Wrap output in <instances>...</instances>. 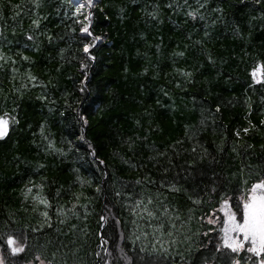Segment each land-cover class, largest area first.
<instances>
[{
  "label": "snow or ice",
  "instance_id": "6c2138e0",
  "mask_svg": "<svg viewBox=\"0 0 264 264\" xmlns=\"http://www.w3.org/2000/svg\"><path fill=\"white\" fill-rule=\"evenodd\" d=\"M137 12V22L148 30L140 32L141 41L156 56L137 74L148 77L137 82L144 90L137 103L154 105L143 108L150 118L149 134L161 131L159 125L152 128L154 115L165 120L181 106L198 111L201 118L197 124H181L183 136L175 140L145 144L147 137L122 136L120 146L131 155L111 148L108 157H119L137 172L124 180L100 156V149H109L112 142L111 127L104 144L88 143L83 153L80 147L90 128L125 118L113 113L123 97L112 90L100 65V49L117 45L109 41L111 31L97 34L96 29L111 25L114 18L123 25ZM166 22L170 31L182 33L183 42L170 36L165 44ZM257 31L264 37V0H66L55 11L48 0H0V146L11 145L3 154L4 164L20 169L12 178L20 187L12 191L19 192V211L29 217L15 220L14 228L5 222L0 247L24 253L30 233L54 229L67 243L57 239L52 250L37 248L32 259L19 264H107L101 249L111 253L104 235H99L93 260L86 259V249L96 199L111 192L112 207L118 203L127 212L120 223L141 264H264V170L254 175L248 164L231 175L223 167L215 170L217 154L250 157L257 146L246 137L264 141V38L257 43ZM153 33L157 42L149 44ZM229 39L217 51L215 45ZM112 55L110 49L109 60ZM136 58L152 60L147 50L137 49ZM54 62L59 66L53 68ZM65 65H78L80 75H64ZM122 70L130 72L127 63ZM159 80L163 82L154 88ZM238 86L240 95L235 94ZM224 92L232 93L231 98ZM238 104L243 113L226 120L223 110L231 112ZM97 114L100 119L93 126L90 117ZM135 123L141 124L139 119ZM209 131L218 142L205 136ZM21 143L33 158L19 151ZM259 149L264 159V142ZM137 155L140 159L133 162ZM206 161L214 165L210 174ZM149 166L162 173L159 179L146 171ZM58 172L73 174L67 186ZM111 210L106 204L98 214L101 226L107 225ZM34 216L40 217L35 224ZM210 236L211 248L205 243ZM0 264H5L2 254Z\"/></svg>",
  "mask_w": 264,
  "mask_h": 264
},
{
  "label": "trees",
  "instance_id": "16d2710c",
  "mask_svg": "<svg viewBox=\"0 0 264 264\" xmlns=\"http://www.w3.org/2000/svg\"><path fill=\"white\" fill-rule=\"evenodd\" d=\"M66 2V0H48L49 5L52 7V10L55 11V8L59 6V3ZM73 3L77 2V0H72ZM121 0H115V3H120ZM124 3L130 4V0H124ZM67 10V9H64ZM115 11V10H113ZM140 13L137 12L135 15H132L131 19L126 21L123 25L120 24V22L117 19H113L111 25H100L97 27L96 31L97 34L100 32H108L111 31L112 35L109 37V41H114L117 45L115 48H112V44L109 43L108 47H102L100 49V52L104 55L101 56L100 65L103 67L104 72L102 75L106 74L108 76V81L112 86V90L119 93L123 98L119 99L114 107L113 113H119L124 119H120L117 123L116 121H112L110 125L105 124L101 125L100 127H92L88 131V139L87 142H84L83 146L80 147L81 153H83L86 150L88 143H95L97 145H102L105 142H107V134L109 127L113 129L111 132L112 142L110 144L109 149H100V156L101 158H107L109 169L112 170L113 165L115 166V174L117 177H122L124 180H128L130 178H135L137 175V172L135 170L129 169L128 166L121 164L120 158L117 157L115 160L108 157V151L111 148H119L121 152H123L125 155H131L127 151V147H121L120 146V138L125 135H131L133 133L138 134L141 137H147V139L144 141L145 144H151L152 141H169V140H175L177 138H181L183 136L184 129L180 126L181 124H197V122L200 120V114L198 111H190L188 109L183 108L181 106L177 112L169 116L168 119L161 120L159 118V115H154V118H152V128L155 129L157 125H159L161 131L156 132L153 130L149 134V117L143 114V108H149L150 110L154 108V105L150 102L145 101L143 104L137 103V101H143V92L144 90L140 87H138V80L148 79V77H140L137 74L142 71L143 67L145 65H150L151 62H154L156 59V56L153 55L154 49H146L145 44L141 41L140 38V32L141 31H148L144 29L143 24H140L137 22L138 17H140ZM191 25H189L190 27ZM24 27H27V21L24 22ZM163 35H164V42L167 45L169 37H178L183 42L182 33L176 32L173 33L169 30V26L167 25V22L162 29ZM257 43L261 38V34L259 31L255 33ZM199 37H194V39H197ZM157 42V38L155 34H150L148 37V43L149 44H155ZM229 40H221L220 43H217L215 45V48L217 51L220 49V44H230ZM107 43V42H106ZM211 47V45H210ZM112 50L113 55L111 57V60L108 59V52L109 50ZM139 50L141 53L144 51H149L150 56L152 57L151 61H144L140 60L137 61L136 58V50ZM168 50V49H166ZM202 59V58H201ZM114 63V67L112 64ZM127 63L128 67L130 68V72L125 74L122 70V65ZM59 63L54 62L52 64V67H58ZM245 66H241V71H243V68ZM78 68V65H65L64 75H67L69 73L79 76L80 73L76 71ZM152 68L149 66V72L151 73ZM249 71L251 69L249 68ZM56 73H53L55 75ZM163 80H159L156 82V84L153 86L154 88L157 87L160 83H162ZM61 83H65L63 78L61 79ZM243 89L241 87H237L236 95H240L241 91ZM215 91H219V89H215ZM224 97L231 98L232 93L230 92H224ZM254 101L258 99L257 96H254ZM24 107L26 110L29 111L31 114V108L29 107L28 103L25 102ZM224 111L225 119L227 120L229 117H232L233 119L237 117L238 115L243 113V108L238 104L235 109H232L231 112L227 110ZM2 115V113H0ZM39 117H37L38 119ZM100 119V114H97L96 116H91L90 120L93 126L96 125L97 120ZM139 119L141 124L140 126H137L135 121ZM257 117H254V120H257ZM240 123H244L243 120L240 121ZM57 131L58 135L60 133V130L54 129ZM74 131V129H73ZM105 133L106 135L104 137H100L98 133ZM67 135V133H64ZM205 136L208 137L210 140L215 139L217 142L219 141V137H213L211 136L210 131L208 133H205ZM72 138V137H70ZM205 137H201L203 139ZM246 139H249L250 142L256 144V154L245 157H237L235 154L231 153L230 151L224 154L222 157L220 154H217V157L220 161L219 165L215 166L216 171H221V167H223L226 174L231 175L233 173H236L240 171L244 164H248L254 168V175L255 172H261L264 170V159L259 157V144L264 142L257 138H250L246 137ZM139 143V141L137 142ZM190 146V145H187ZM11 145H3L0 146V189H3L0 191V237L3 235L4 231V224L5 222L11 221L13 228L15 227V220H19L21 222L29 220V217L26 216L22 211H19L21 205H20V196L19 192H13L12 188H19L20 185L13 183L12 178L15 174H17L20 169H17L14 165H5L4 164V152L10 150ZM211 150V149H210ZM19 151L25 155H28L29 158H33L31 156V153L29 149L21 143L19 146ZM150 155L149 151L146 149L143 151V156L147 157ZM10 159V155H9ZM140 159V156L137 155L133 158V162L135 160ZM243 159V164L241 163V160ZM206 166L208 169V172L210 174L212 168L214 165L210 161H206ZM23 166H21L22 168ZM146 171H150L152 176L157 177L159 179L162 175V173H158L156 169L151 168L149 166V169ZM246 171V169H245ZM49 175H53V173H49ZM169 176L172 174L169 173ZM58 176L61 183H64L65 186H67V183L73 179V174L71 172H58ZM18 179V176L16 177ZM236 183H239L237 180ZM89 194H91V190H88ZM65 199H67L65 197ZM112 201V195L111 192L108 193L107 197L105 195L100 194L95 202L94 210H92V215L89 218V226L92 230V234L89 237L88 240V247L86 249L88 255L86 257L87 260L91 261L94 259L93 257V251L97 249V245L100 244L99 235H104L107 241V248L108 251L111 253V256H108L107 253L103 252L101 249L102 257L105 259L107 264H141V257L132 250L130 243L125 238V233L127 229L122 228L120 221L127 219V212L123 210L120 205L117 203L116 207H112V204L110 203ZM108 205L110 207L111 213H109V220L107 225L101 226L99 224V213L103 212L105 209V205ZM13 212L14 218L8 217V213ZM39 216H34L31 218V223L35 224L37 220H39ZM75 222V221H74ZM102 230V233H101ZM66 231V229H65ZM33 235L36 236V239H33ZM214 235V234H213ZM71 238V237H69ZM59 239L63 241L64 243H67V239L63 235H58L55 233V230L46 231L44 235L37 234H29V247L26 248V251L24 253H17L12 254L10 247L7 245H3L0 247V251L3 254V257L5 258V264H8L9 261H16L17 264H19L20 261L24 259H32L33 254L36 251L37 248H43L47 249L48 251L52 250L55 246L56 240ZM212 239L210 236L209 238H206L205 243L208 244V247L211 248V243L209 241ZM51 241V243H48ZM35 247H32V246ZM47 254V252H46ZM81 256L84 255L83 252L80 253ZM38 264V262H37Z\"/></svg>",
  "mask_w": 264,
  "mask_h": 264
},
{
  "label": "rangeland",
  "instance_id": "374dc122",
  "mask_svg": "<svg viewBox=\"0 0 264 264\" xmlns=\"http://www.w3.org/2000/svg\"><path fill=\"white\" fill-rule=\"evenodd\" d=\"M239 218V217H238ZM247 246H249L247 243H246V247ZM0 254H2L1 252H0ZM246 253H241V255H245ZM3 255V254H2Z\"/></svg>",
  "mask_w": 264,
  "mask_h": 264
}]
</instances>
